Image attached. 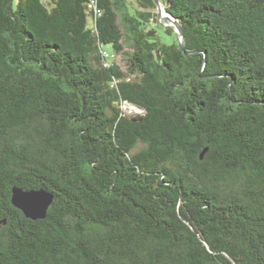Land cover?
<instances>
[{
    "label": "trees",
    "instance_id": "16d2710c",
    "mask_svg": "<svg viewBox=\"0 0 264 264\" xmlns=\"http://www.w3.org/2000/svg\"><path fill=\"white\" fill-rule=\"evenodd\" d=\"M133 1L0 0V264H264V0Z\"/></svg>",
    "mask_w": 264,
    "mask_h": 264
},
{
    "label": "water",
    "instance_id": "95a60500",
    "mask_svg": "<svg viewBox=\"0 0 264 264\" xmlns=\"http://www.w3.org/2000/svg\"><path fill=\"white\" fill-rule=\"evenodd\" d=\"M153 1L155 3L160 18L169 22L170 25L168 26V28L172 29L175 35L178 36L181 49L184 51L185 37L181 27L176 23L175 19L166 12L160 0H153ZM189 54L190 53H186V55ZM52 201H53V195L43 189L22 190L16 187L12 188L11 204L16 209L20 210L24 214V216L30 220L44 219L46 217L47 210L51 205ZM4 223L5 222H3V224Z\"/></svg>",
    "mask_w": 264,
    "mask_h": 264
},
{
    "label": "rangeland",
    "instance_id": "374dc122",
    "mask_svg": "<svg viewBox=\"0 0 264 264\" xmlns=\"http://www.w3.org/2000/svg\"><path fill=\"white\" fill-rule=\"evenodd\" d=\"M128 1L130 2L131 5L135 6V3L133 0H128ZM153 12L156 15V20H157V23H155V24L153 23V27L156 28V30L159 32L164 43H166V44L171 43L173 41L175 33L172 31L173 35H168L163 31L164 28H168V26L170 25L169 22L160 18L159 14L157 12V9H155ZM103 49L106 51H110L111 48L109 46H103ZM130 51H131V49L126 47L123 52H121L119 54H115L114 61L116 62V64L118 66H120V68L124 72H126V69H127V53ZM121 108H122L123 114L127 117H132L134 115H138V114L143 113V110H141L140 108H137L136 106L131 105V104H123Z\"/></svg>",
    "mask_w": 264,
    "mask_h": 264
},
{
    "label": "built area",
    "instance_id": "2783aa9c",
    "mask_svg": "<svg viewBox=\"0 0 264 264\" xmlns=\"http://www.w3.org/2000/svg\"><path fill=\"white\" fill-rule=\"evenodd\" d=\"M96 15H99L98 10H96ZM105 57H106V58H109L110 55L106 54Z\"/></svg>",
    "mask_w": 264,
    "mask_h": 264
}]
</instances>
